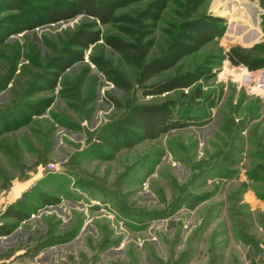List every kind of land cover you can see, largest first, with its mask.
Masks as SVG:
<instances>
[{
  "label": "rangeland",
  "instance_id": "rangeland-1",
  "mask_svg": "<svg viewBox=\"0 0 264 264\" xmlns=\"http://www.w3.org/2000/svg\"><path fill=\"white\" fill-rule=\"evenodd\" d=\"M30 1L31 12L45 6ZM156 1L144 63L162 64L185 22L215 16L217 30L144 83L106 42L133 41L124 21L80 14L10 32L19 14L0 10V227H15L0 234V264H264V66L249 70L226 55L264 60L262 0H200L194 9L187 0H134L112 16L136 17ZM88 22L99 39L76 47L81 58L66 70L51 68ZM186 74L195 78L188 87L153 91ZM155 105L181 124L130 134V145L110 135L132 108ZM25 208V219L8 215ZM72 228L70 239L46 242Z\"/></svg>",
  "mask_w": 264,
  "mask_h": 264
},
{
  "label": "trees",
  "instance_id": "trees-1",
  "mask_svg": "<svg viewBox=\"0 0 264 264\" xmlns=\"http://www.w3.org/2000/svg\"><path fill=\"white\" fill-rule=\"evenodd\" d=\"M37 2L44 3L45 6L37 7V12H31L29 9L32 4L30 0H6L3 5H0V10L7 9L14 11L19 16L17 20L8 21L10 24L6 27L9 28L8 31L13 32L23 29L25 26H38L50 22H58L64 19L72 18L74 16L83 14L94 18L95 20L106 23L110 20L124 21L125 25H122L120 29L126 33L133 34L135 37L132 42H124L117 38H108L106 40L107 44L114 49L116 52L120 53L129 62L137 66L138 81L140 83L146 82L158 70L165 66L171 65L178 61L184 54L196 50L204 41L208 40L217 30L216 27V17L211 16V20L207 21L201 18L188 21L183 23V30L181 35L177 38L169 48L166 55L165 61L162 64H156L155 61L152 63H144V59L148 54L151 46V41H145L148 36V26L150 24L156 23L159 19L161 12V3L159 1L150 3L147 8L142 10L136 17L130 16H119L113 17L112 13L114 9L127 5L134 0H33ZM55 3L54 6L46 5L48 3ZM200 0H187L190 8L194 9L198 6ZM262 5H264V0H262ZM32 7V6H31ZM41 8V10H40ZM32 9V8H31ZM22 18L24 21H22ZM148 21V23H145ZM93 23H84L69 35L66 44L59 49V54L55 55L49 60V66L51 68H56L58 71H64L73 65L77 60L81 58L80 52L75 49L76 47L84 48L88 47L90 44L96 42L99 39L98 31H92L91 27ZM5 27H1L2 32H4ZM5 35V34H1ZM227 58L233 65H243L249 70H256L264 66V60L260 58H253L247 53H244L239 49H230L226 52ZM111 78L122 90L128 91L130 89V83L125 80L116 71H110ZM57 75L54 74V78ZM195 81L194 77H189L187 74L181 77H177L170 83L153 90L154 92H164L169 91L177 87H188ZM174 115L172 111L166 105H155V106H137L131 109L128 117L123 121H120L117 127L114 128L110 135L120 141V144L130 145L134 141V138L129 136L141 137H155L159 133L172 127V125L181 123H172ZM178 119H176L177 121ZM175 121V120H174ZM133 124L137 126L140 133L123 131L122 125ZM121 126V127H120ZM128 133V134H127ZM136 138V139H137ZM135 139V140H136ZM44 202H54L55 200L49 198H43ZM52 200V201H51ZM8 215L15 218L16 220L25 219L27 216V210L25 209H12L8 211ZM13 228V225L6 226L4 228L0 227V234H9ZM65 235L61 238L54 240H47L48 244H53L56 241H66L75 234L74 228L70 230H65Z\"/></svg>",
  "mask_w": 264,
  "mask_h": 264
},
{
  "label": "bare ground",
  "instance_id": "bare-ground-1",
  "mask_svg": "<svg viewBox=\"0 0 264 264\" xmlns=\"http://www.w3.org/2000/svg\"><path fill=\"white\" fill-rule=\"evenodd\" d=\"M219 6H220V3H219V2H216L215 5H214V9H215L216 11H218V13H221V14H228V10H225V9L220 10ZM230 11H231V10H230ZM229 13H230V12H229ZM238 37H240L239 39H241L242 41L247 42L246 39L244 38V36L240 35V36H238ZM252 39H253V38H252ZM248 42H250V41H248Z\"/></svg>",
  "mask_w": 264,
  "mask_h": 264
}]
</instances>
